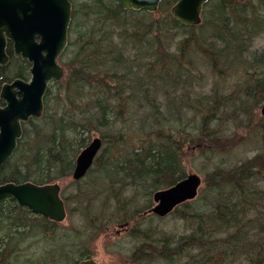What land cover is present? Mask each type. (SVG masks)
Returning a JSON list of instances; mask_svg holds the SVG:
<instances>
[{
	"label": "trees",
	"instance_id": "1",
	"mask_svg": "<svg viewBox=\"0 0 264 264\" xmlns=\"http://www.w3.org/2000/svg\"><path fill=\"white\" fill-rule=\"evenodd\" d=\"M71 1L69 42L59 59L65 76L49 84L43 116L23 124L14 155L0 167V185H44L71 178L69 194L62 189L67 219L73 209L85 227L61 235L62 223L7 201L0 208V264L19 263L32 237L44 240L32 252L43 260L39 264H77L91 256L88 228L103 234L116 222L136 219L152 206L155 191L186 177L182 154L186 143L196 141L195 127L184 121L187 112L166 115L161 110L158 95H164L170 83L167 97L182 101L176 109L200 119L201 157L211 169L198 197L175 210L182 207L179 219L185 234H169L150 223L136 226L132 235L147 240L151 264H264V154L225 165L241 141L234 145L237 137L222 133L233 125L247 130L248 136L259 135L261 129L253 123H264L257 111L264 103V52L252 50L253 41L264 32V0L259 6L255 0H209L203 12L209 24L196 27L174 20L170 9L178 0H162L152 14L125 10L120 0ZM6 52L16 69L13 76L10 69L3 70L0 90L12 78L28 79L24 76L30 68L14 57L11 44ZM198 53L218 76L236 73L232 65L243 55L251 65L238 66L246 75L229 93L213 87L190 102L178 87L192 84V56ZM117 123L130 130L137 127V135L125 137L122 127L114 133ZM94 133L101 135L104 151L87 176L75 181L76 157ZM126 143L132 146L122 156L119 148ZM218 157L220 163L215 164ZM119 187L127 189L119 192ZM142 199L147 202L138 206Z\"/></svg>",
	"mask_w": 264,
	"mask_h": 264
},
{
	"label": "water",
	"instance_id": "2",
	"mask_svg": "<svg viewBox=\"0 0 264 264\" xmlns=\"http://www.w3.org/2000/svg\"><path fill=\"white\" fill-rule=\"evenodd\" d=\"M125 10L145 9L156 12L162 0H120ZM209 0H178L171 14L178 23L198 26L202 22L204 5ZM70 0H0V80L2 69L9 63L7 41L13 44L14 55L31 64L29 82L16 79L2 85L0 101V167L15 153L18 140L23 135L22 124L30 118H40L44 111V96L50 81L64 77L58 59L68 45L71 22ZM264 117V104L261 107ZM102 139L95 137L76 158L72 178L83 179L92 167L102 148ZM203 179L189 174L175 185L154 192L156 205L150 212L166 217L179 205L198 196ZM8 200H15L33 214L53 222L62 223L67 213L58 183L36 185L30 182L0 185V208ZM78 264H99L93 259H83Z\"/></svg>",
	"mask_w": 264,
	"mask_h": 264
},
{
	"label": "rangeland",
	"instance_id": "3",
	"mask_svg": "<svg viewBox=\"0 0 264 264\" xmlns=\"http://www.w3.org/2000/svg\"><path fill=\"white\" fill-rule=\"evenodd\" d=\"M78 1L79 0H75L77 4ZM254 3L255 5L259 6L261 2L260 0H255ZM142 15L144 14L143 13L138 14V16H142ZM208 24H209V20L207 19V17H204L203 15L201 26H206ZM166 41L169 42L170 40L168 39ZM175 47L176 44H173L171 50H174ZM252 50L264 52V32L261 33L259 37L255 38V40L253 41ZM192 62L195 65V69H196L194 75L191 76L192 84L187 83L186 85H180L178 87V93L182 94L183 98L189 100L190 102L192 101V96L209 94L213 87H217L218 91L221 90L224 94L229 93L230 91L233 90V87L238 82L242 81V79L245 78L246 75L245 70H241L239 67L247 66L248 68H250L251 65L246 60V55H243L239 61H236L232 65L233 69L236 70V73L234 72L227 76H218V74H216V71H212L211 63L209 60H207V58L203 53L194 54L192 56ZM12 66L13 65L11 64L10 66L7 67V69H10L9 71L12 72L9 73L11 76H13L14 74L13 71L16 69L15 66L14 67ZM248 72H249L248 73L249 76H251L252 74L251 69ZM24 77H27L28 79L31 80L32 74L30 73L29 69L27 70ZM185 78H186L185 76L181 77V79H185ZM13 79L14 78H12V80ZM169 85L165 86L164 95L163 93L162 94L159 93L158 95V98L162 105L161 110L166 115L172 113L178 115L179 113L187 112V116L184 118L185 119L184 121L192 124L195 127V130L193 132L196 136V141L192 146L186 143V146L183 149V154H182L183 166L185 168L186 176L189 174H197L203 179V186H202L203 189L205 186L204 179L206 173L211 168L206 167L205 159L201 157V149H200L201 142L199 139V131H198V127L200 125V119L197 116L193 115L191 111L176 109V106H180L182 104V101L178 96L172 95L170 97H167L166 93L172 89L168 87ZM262 105L263 103L259 106L257 110L259 113ZM170 108H172L173 110H170ZM140 115H142V112L140 113ZM150 122H151V118H149V123ZM172 123L175 124L174 118L172 119ZM253 126L256 129H261L259 135L257 133V134H253L252 136H248L247 130L243 128H236L233 125H230L228 128L223 129L222 131L223 135L237 137V139L234 140L235 141L234 145H237L241 141V143H239L237 146L233 148L232 156L226 162L225 165L238 164L244 162L247 159L254 157L257 154H264V123L254 122ZM112 127L115 129V131L113 132L116 133L117 129L122 126L121 123H117ZM136 128L137 127H135L134 130H130L129 127H122L121 132L125 137L126 135L136 136L137 135L136 134L137 130H135ZM174 131L176 132L175 129ZM95 137H101V135L99 133L92 134L90 141L87 142V145ZM202 140H204L208 144L210 142V139L204 138ZM114 141L115 144L118 143L117 142L118 140L114 139ZM130 146L132 145L126 143L124 146L119 148L122 156H124L126 152L129 151ZM220 159L221 157H218V159H214V163L219 164ZM71 181H72L71 178L60 181L63 192L66 190L67 194H69L70 192L69 185ZM126 189H127L126 187L116 188V190L119 192L124 191ZM146 202H147L146 199H142L137 205L142 206ZM179 209L182 210V207H180ZM185 209L188 208L186 207ZM70 210H71V206H70ZM179 211L177 213L176 211H174V213H172L166 219L154 218V219H148L146 222H142V223H144L145 226H150V223H152L156 227L160 226L164 228L166 232L169 234H174L176 236L183 235L186 233V228L183 225V222H181V220L179 219ZM71 214H72L71 218L66 219V221H64L61 224L62 228L59 231L61 235L64 234L65 232H71V230L75 228L85 227V221L83 220L82 217L79 216L78 213L74 214V210L72 209ZM138 219H143L142 215H139L133 221L128 220L125 223L116 222L106 230V233L103 234H101L100 232H94L93 230H90L88 228L87 229L88 236L92 235L93 238L92 242L86 245V248H88L90 251L91 254L90 257L98 261L100 264H151L150 258L153 257V251L150 250V245L147 244V240L143 236L132 235L133 229L137 226L138 223H140V222H135ZM27 242L28 245L31 244L32 247L26 245L22 248L21 251L22 256L21 258L19 257L20 262L17 264H23L24 263L23 261L25 260L34 261L35 264L41 263L43 260L38 259V256H34L32 252L35 247H40V245L44 243L43 238L32 237L28 239ZM145 251L151 252L150 258L142 257V254ZM23 256H28V258ZM90 257H84L82 259H86ZM58 258L59 255L57 256V259ZM155 264H161V263L159 262Z\"/></svg>",
	"mask_w": 264,
	"mask_h": 264
},
{
	"label": "flooded vegetation",
	"instance_id": "4",
	"mask_svg": "<svg viewBox=\"0 0 264 264\" xmlns=\"http://www.w3.org/2000/svg\"><path fill=\"white\" fill-rule=\"evenodd\" d=\"M71 1V0H70ZM72 2V1H71ZM72 5H73V2H72ZM73 7L74 6H72V11H73ZM8 44H11L12 45V47H13V44L10 42V41H8L7 42V46H8ZM7 46H6V48H7ZM13 50H14V48H13ZM7 53V52H6ZM8 55V54H7ZM9 56V55H8ZM14 57H15V55H14ZM15 58H17V57H15ZM17 59H21V60H23L22 58H17ZM23 61H26L29 65H30V68H29V70L31 69V64L27 61V60H23ZM10 57H9V63H8V65L5 67V68H7L8 66H9V64H10ZM5 68H3L2 69V75H3V70L5 69ZM31 73V72H30ZM3 78V77H2ZM16 79H21V80H23V81H25V82H29L30 81V79H26V80H24V79H22V78H15V79H13L12 81H14V80H16ZM2 80V79H1ZM12 81H10V82H12ZM9 82V83H10ZM50 83H54L53 81H50ZM49 83V84H50ZM48 87H49V85H48ZM0 92H1V90H0ZM47 93V92H46ZM46 95V94H45ZM44 99H45V97H44ZM1 103L3 104V105H5V103L3 102V101H1ZM44 104H45V101H44ZM31 119H37V118H30L27 122H29ZM27 122H25V123H27ZM24 124V123H23ZM22 124V125H23ZM23 133H24V128H23ZM23 136V135H22ZM22 138V137H21ZM20 140V139H19ZM18 140V141H19ZM104 149V146L102 145V148H101V150H100V153L102 152V150ZM99 153V154H100ZM11 159V158H10ZM7 163V162H6ZM5 163V164H6ZM94 163H95V161H94ZM4 164V165H5ZM3 165V166H4ZM74 180V179H73ZM4 184H6V183H4ZM2 185V184H1ZM8 201H10V200H8ZM15 201V200H14ZM7 202V201H6ZM5 202V203H6ZM4 203V204H5ZM3 204V205H4ZM2 205V206H3ZM1 206V207H2ZM151 208L152 207H150V208H147L146 210L144 209L143 210V212L140 214V215H142V217H143V219H138V220H136L135 222H140V223H138L137 224V226H144L145 224L144 223H142V222H146L148 219H151V217H153V218H158V217H156L153 213H151L150 212V210H151ZM133 221V220H132ZM142 257L143 258H150L151 257V252L150 251H145V252H143V254H142Z\"/></svg>",
	"mask_w": 264,
	"mask_h": 264
},
{
	"label": "bare ground",
	"instance_id": "5",
	"mask_svg": "<svg viewBox=\"0 0 264 264\" xmlns=\"http://www.w3.org/2000/svg\"><path fill=\"white\" fill-rule=\"evenodd\" d=\"M72 3V2H71ZM73 6V5H72ZM71 20H72V13H71ZM71 24V22H70ZM69 28H70V25H69ZM8 42V41H7ZM68 42H69V29H68ZM68 46V45H67ZM67 48V47H66ZM60 58V57H59ZM50 82H48V85H49ZM48 85H47V90H48ZM45 97V96H44ZM1 133V131H0Z\"/></svg>",
	"mask_w": 264,
	"mask_h": 264
}]
</instances>
